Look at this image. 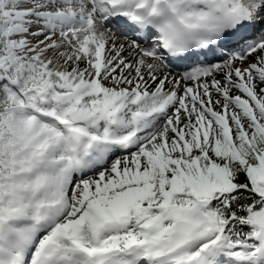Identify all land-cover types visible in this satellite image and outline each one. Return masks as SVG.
Masks as SVG:
<instances>
[{
	"label": "snow or ice",
	"instance_id": "obj_1",
	"mask_svg": "<svg viewBox=\"0 0 264 264\" xmlns=\"http://www.w3.org/2000/svg\"><path fill=\"white\" fill-rule=\"evenodd\" d=\"M0 264H264V0H0Z\"/></svg>",
	"mask_w": 264,
	"mask_h": 264
}]
</instances>
